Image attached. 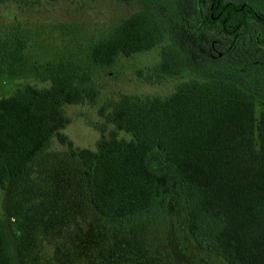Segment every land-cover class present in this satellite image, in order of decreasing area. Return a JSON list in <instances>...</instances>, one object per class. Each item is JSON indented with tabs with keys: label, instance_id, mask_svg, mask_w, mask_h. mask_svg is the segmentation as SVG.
Segmentation results:
<instances>
[{
	"label": "trees",
	"instance_id": "1",
	"mask_svg": "<svg viewBox=\"0 0 264 264\" xmlns=\"http://www.w3.org/2000/svg\"><path fill=\"white\" fill-rule=\"evenodd\" d=\"M10 1L27 0H0V7ZM119 1L141 7L92 41L90 63L112 65L120 56L158 49L159 61L140 74L148 82L181 81L167 95L109 99L99 108L105 121L95 149L79 148L62 132L70 123L65 106L97 103L90 63H47L39 72L46 85L25 84L0 98V189L55 138L82 167L97 218L88 227L106 229L107 237L125 229L146 245L138 257L127 247L124 253L79 250L75 264H195L172 249L154 253L141 237L164 225L175 199L184 206L187 234L219 262L264 264V67L255 66H264V55L257 60L242 52L252 45L264 52V1L194 0L190 17L181 0L176 8L163 0ZM211 34H220L211 48L196 37ZM25 45L23 35H0V86L24 71ZM18 229L0 217V264H18ZM211 257L202 255L201 263Z\"/></svg>",
	"mask_w": 264,
	"mask_h": 264
},
{
	"label": "rangeland",
	"instance_id": "2",
	"mask_svg": "<svg viewBox=\"0 0 264 264\" xmlns=\"http://www.w3.org/2000/svg\"><path fill=\"white\" fill-rule=\"evenodd\" d=\"M163 1L170 8L178 5V0ZM180 3L186 17L196 13L194 0H181ZM207 4L202 5L204 9L208 8ZM140 7L138 2L119 0H27L25 3L10 1L2 5L0 35L15 37L19 34L26 38L23 50L26 67L19 75L4 79L0 86V98L25 84L46 85L39 72L47 63L72 61L89 64L88 51L92 41L115 21ZM219 35L196 37H200L199 40L209 48L210 41L220 38ZM252 46L244 48L243 55L251 52L252 59L263 58L264 52ZM217 48L225 50L219 45ZM158 61L159 50L153 49L128 57L120 56L112 65L90 63L92 79L98 87L97 103L65 106L70 123L62 132L75 147L95 149L102 134L98 127L105 121L99 114V108L109 99L126 93L167 95L175 89L181 78L166 76L154 83L146 81L140 74L148 75ZM255 66L259 69L264 67L260 62ZM154 160L157 161V158L153 157L152 162ZM83 180L78 159L54 138L44 155L36 159L19 178L11 181L6 189H0V217L19 226L15 238L18 264H75L79 250L95 253L92 248L106 254L117 249L124 253L127 247L132 250L130 255L135 252L138 257V251L146 246L140 242V236H126L125 229H118L108 231L111 235L107 237L103 235L106 229L98 225L88 227V223L97 218L87 202ZM75 194L79 200L72 197ZM167 218L164 225L158 227L159 230H145V235L141 236L156 251L154 253L172 249L176 255H189L195 264H202L201 257L205 254L212 256L209 264H223L215 254L203 249L187 234L185 209L179 200L170 203ZM104 247L108 251L103 250ZM86 259L94 263L92 256Z\"/></svg>",
	"mask_w": 264,
	"mask_h": 264
}]
</instances>
